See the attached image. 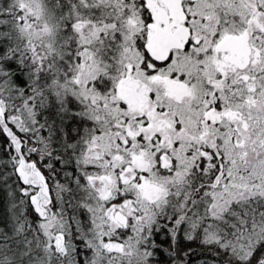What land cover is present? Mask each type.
<instances>
[{"label":"snow or ice","instance_id":"6c2138e0","mask_svg":"<svg viewBox=\"0 0 264 264\" xmlns=\"http://www.w3.org/2000/svg\"><path fill=\"white\" fill-rule=\"evenodd\" d=\"M0 264H264V0H0Z\"/></svg>","mask_w":264,"mask_h":264},{"label":"trees","instance_id":"16d2710c","mask_svg":"<svg viewBox=\"0 0 264 264\" xmlns=\"http://www.w3.org/2000/svg\"><path fill=\"white\" fill-rule=\"evenodd\" d=\"M190 247H192L193 249H196L197 252L200 251L199 246H198V243H193V244L190 245ZM192 259L195 260L196 259V256H193Z\"/></svg>","mask_w":264,"mask_h":264}]
</instances>
